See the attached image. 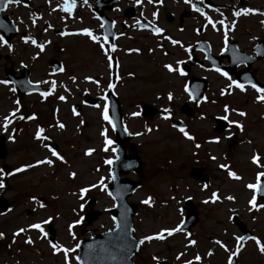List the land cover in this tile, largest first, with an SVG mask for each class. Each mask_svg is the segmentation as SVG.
<instances>
[{
	"label": "rangeland",
	"instance_id": "374dc122",
	"mask_svg": "<svg viewBox=\"0 0 264 264\" xmlns=\"http://www.w3.org/2000/svg\"><path fill=\"white\" fill-rule=\"evenodd\" d=\"M181 1V4L175 9L174 7L177 6L175 0H162V3H156L154 0L152 4H149L148 0H142L138 4L141 9V13L137 16L138 20L154 21L156 25L166 27L168 25L165 17L166 12L172 11L175 16H184V24H189L188 20L189 22L197 20L199 24L206 25L204 17L200 14L191 13L190 4H185L184 0ZM194 1L197 0H192V2ZM216 1L218 6L215 7L219 9V12L208 9V13H206L214 21L223 18L220 16V12L232 17L233 7L240 5L239 2L234 5L233 3L235 2L233 0ZM254 2L255 4L251 8L260 11V2L258 0ZM63 3L64 0H33L31 7L25 10L20 7L15 9L16 12L23 16L24 21L35 20L39 24V30L36 32L39 37L37 38L38 43L50 41V43L46 44L44 52L39 53L36 59H33V57L36 56L39 50L31 43H24L21 39H17L12 43L11 51L7 46L0 45V80H5V69L11 67L18 73L23 64L31 71V82L55 80L57 84L55 91L46 98L41 97L39 94L19 97L16 92L11 91L14 88L11 84H0V123L3 122V118L9 112L16 108L14 101L20 102V111L17 113V117L20 115L27 117L32 114L36 116L34 120H21L19 118L13 120L7 131L0 128V139H4L6 151V157L0 160V169H6L7 172L13 173L2 178L5 188L0 189V199H5L10 206L7 213L1 214L0 212V232L4 233V238L0 240L8 244V248H4L3 255L0 257V263L6 261V264H64L63 254H53L46 238H43L38 230L32 229L22 233L15 237V242H13L12 233L18 228L27 227L31 223H38L51 217L50 223L42 224L44 231L48 234L47 228L53 226L57 232V242L63 247L75 248V245L82 238L78 227L80 223L76 224L75 221L82 220V215L88 210L87 202L89 199L96 200V209L103 214L91 226V233H98L103 228L107 229L113 226L108 210L114 206V202L106 191L110 170L109 165L105 164L104 160L114 158V152L111 151V148H115V143L112 132L109 129L106 131V135L113 141V144L109 146V151L105 152L102 150L104 137L101 133L108 129L101 114L103 103H100V107L97 108H87L84 104V96L86 94L102 99L107 91L113 90L122 103L124 124L127 130L131 134L136 135V133H140L147 126L148 129H151L149 136L139 137L136 140V142H140L149 155H146L149 160V169L145 175L147 184L134 197L139 201H143L150 193H156L158 198L163 200L169 199L168 196L172 193L171 186L173 187L175 183L177 186L181 184L176 167L184 164V159L182 158L184 152L194 153L196 144L204 147L206 138L200 136L197 131L206 132L212 126L211 123H206L202 120L200 116H196V131H193L196 133L197 138L194 137V140H188L170 128L169 119H163L165 115L163 109L169 103L168 99L167 101L165 100V96L168 93H172L177 103H185L183 98L186 96L183 87L175 88V83L172 87H166L167 84L165 82L163 84H155L149 79L148 73L150 71L157 72V65L163 66L162 63L164 61L171 60L164 59L162 54L163 49L161 46L164 45L165 41L160 40L150 30L132 32L129 29L122 31L124 38L131 34L135 39L129 41L130 38L126 37L124 45H119L118 41L116 43L110 42L116 45V51H110L109 54L112 58L119 60L120 74L117 73L119 83L114 84L113 88H108L109 83L113 84V75L99 45L85 35L61 36L56 35L54 32V29L60 30L61 27H65V32L69 33H77L81 29L88 28L95 31L94 35L101 37V34L98 33L100 31V22L92 11V8L95 7V0H87V3H85V0H75L76 7L71 14L60 10ZM131 4H137L136 0H122L120 6L128 7ZM245 8H249L248 5ZM13 9H11L10 13H13ZM240 9V7H237V10ZM153 11L158 12L156 19H154ZM247 17L252 18L247 19L246 23H242V32L250 33L251 30H256L251 36H257L259 32L261 33V29L257 21H255L256 19L253 15H248ZM117 18L121 19L118 21L117 29H121L124 16L118 15ZM48 24H51L52 27L45 32L44 29ZM22 25H25L24 22H22ZM176 27L172 25L167 29L172 34L175 32ZM205 28L206 38L214 42V46H218L221 38H224L220 26L217 25V28L220 29L219 31H214L210 25ZM108 44H105V48L108 47ZM139 48L145 50L144 55L136 51H130ZM149 48H155L154 52L150 53ZM6 56L10 57L8 61L7 59L5 60ZM52 59H57L63 64V72L57 75L52 73V69L49 67V61ZM132 72L135 74L133 78L131 77ZM164 73L167 74L165 70ZM72 76L76 78L75 82L70 79ZM85 77H91L99 83H92L85 80ZM42 85L47 90L50 88V84ZM61 85L64 87H61ZM220 85H216L215 88L220 90L222 88ZM65 87L68 91H65ZM60 95L65 96V100H59L58 97ZM143 102L153 104L159 109L160 115L149 119L150 122L142 120L139 115L133 116L132 113L139 112L140 104ZM76 104H80L85 108L78 116L72 112ZM221 105L219 113H222ZM248 108H245L244 112L246 113L245 116H248L247 112H250V118L257 117L258 112L264 113V103L258 110L254 105ZM178 109H181V107ZM217 112L215 111L212 114ZM237 118L238 114L233 116L231 120L235 121ZM82 121L83 123H81ZM58 122L64 124L65 127L63 129L56 127ZM245 123H247V120H245ZM38 126L45 129L43 135L49 137L48 140L40 141L34 138ZM259 132L261 134L257 135L254 132H248L249 136H241V142H238L239 146L230 160H227L228 156H225V152L221 148L227 144L225 138L221 141L222 143L220 142L219 153H217L218 155L220 154L218 165L226 164L229 168L220 170L219 174L215 173V175L219 176V181L213 187H209L207 192L208 199L211 197L208 196L210 191H218L217 193H221L223 196L231 195L235 199L237 198L239 205L236 206L235 204L233 206L249 208L248 200L253 192L246 188L245 185L255 183L256 174L264 171V167H258L250 159L255 153V149L250 146V140L254 139L253 145L258 144L261 148L260 152L256 153L260 157L259 163L264 166V124L262 123H259ZM211 135L214 134L211 132L209 136ZM10 136L14 137V139H9ZM220 136L223 137V135H219V138H221ZM43 144H48L51 147L56 144L58 147L56 151L64 157L65 162L55 160L50 152L43 147ZM212 147L211 143H208L204 148L212 149ZM90 148L95 151L92 155L86 156L84 153ZM45 157L53 160V164L50 167L44 164L28 168L23 172H15L16 168L33 164L36 160L44 159ZM159 157H161L160 161L163 162L162 165H165L166 160H172L170 166H172L173 171L164 169L162 172L158 164L155 163L153 165L152 162H160L158 160ZM216 165L214 164V167ZM232 165L238 171L234 170ZM154 167L159 169L156 173L151 174V169ZM228 170L239 172L237 175L244 178V180L229 178L227 175ZM70 172L76 173L75 179L69 176ZM143 175L144 171L141 176ZM101 178H104L105 190H101L99 187ZM127 178L137 179L133 174ZM93 184L98 186L93 188L91 187ZM187 184L189 186L194 185V182L188 179ZM82 187L90 189L84 194L83 199L79 195V190ZM217 187L219 188L218 190ZM243 193H246V197L242 195ZM33 197L36 198V201L32 199ZM38 197L43 198L42 203L45 207L41 208L39 206ZM134 198L132 197L130 202H134ZM240 200L242 201L240 202ZM155 202H158V200ZM155 202L153 204L154 207H162L155 206ZM81 204L83 208L80 207ZM28 210H32V214H28ZM70 224L74 225L71 229L72 235L68 231V225ZM27 237H31L33 240L32 245L24 242ZM69 258L70 264H77L74 252L69 254Z\"/></svg>",
	"mask_w": 264,
	"mask_h": 264
},
{
	"label": "flooded vegetation",
	"instance_id": "af4514ba",
	"mask_svg": "<svg viewBox=\"0 0 264 264\" xmlns=\"http://www.w3.org/2000/svg\"><path fill=\"white\" fill-rule=\"evenodd\" d=\"M213 1L215 4L217 3L216 0ZM252 1L254 0H239V4L248 5L251 4ZM261 4H264V0H262ZM177 7L178 6L174 8L176 9ZM115 13V17L121 14L120 11ZM157 16L158 15H156L154 19H156ZM183 17L184 16L173 19L165 28H169L172 25L177 26L175 32L172 33L176 38L172 37V39L180 41L184 47L182 48L179 44L172 45L170 41H167L166 44L169 48L165 51L167 54H164L163 57L164 59H171L166 62H169L174 67H177L176 61H183L182 65L179 66L181 68L193 57L195 58L194 62L198 63V65L191 66L183 76H178L177 72H172L170 75L164 73L163 75L160 71L163 70L164 67L157 65V72L154 73L150 71L148 77L155 84H158L159 79L165 78L164 82L167 84L166 87H172L175 83V88L185 87L186 85L188 87L193 78H204L207 84L205 91L206 100L203 99L201 103L196 104L192 101L190 96H187L185 98V104L188 105L189 109L181 110L178 109V106H174L173 113L175 116L180 115L182 117L186 131L193 137H196V133L193 131H196V116L200 115L204 117V121L206 123H211L212 126L210 129H207L206 132L200 130L197 132L200 136H204L206 140L207 137L215 138V142L213 143L212 149L204 148L208 145L205 143L204 147L203 145H200L199 148L195 146L196 150L194 153L184 152L182 156L184 164L177 168L180 174L181 184L177 188H174L172 192L176 196L175 199L172 200L170 206L166 209L156 210L139 208L134 225L135 234L140 239L144 235H152L160 229L172 228L181 222H186L184 226L185 231L191 232L190 238L196 240L197 243L195 246L185 247L187 239L183 232H177L170 237H167L165 233V240H153L150 243H145L140 246L139 253L134 258L135 264H156L152 259L153 256L159 258L160 264H184L185 261L192 260L196 254H199L202 258L199 264H227L229 253L224 252L219 246L214 245L212 241L219 239L230 250L235 249L237 242L234 237L239 235L256 236L260 239L261 243H264V209L249 211V208L235 207L233 205H239V200L237 198L234 199V201L226 200L224 199L225 196L221 193H218L220 199L217 202L204 203L205 200H209L207 198L208 191L204 189H208L219 181V176L215 175V173L219 174V155L217 153H219L220 148L219 133L215 131V120L218 116H223L219 115L220 101L222 102V107L224 108V106L227 105L231 109V114L233 115H236V112L232 111V109L244 111L245 108L249 109L248 107L254 105L258 110L263 104L256 101L255 97L257 93L249 86V81L255 82L260 87H264V51L260 52L257 50V53L254 51L259 42L264 38V33H260V36H251L255 30H251L250 33L242 32V23L244 24L246 17H241L239 20L234 18L236 20L235 28L228 32L232 34V37H228L227 44H225L224 38H221L218 46L211 47L213 57L216 58V61L221 66L228 67L227 73L232 79L237 81L241 78L246 79L243 81L246 87L244 92L233 88L230 90V94L226 92L225 95H221L220 90L226 86L222 87L220 90L215 87L222 83L227 85L229 83L228 79L215 71V68L211 66L208 59L205 58L206 56L204 53L195 51V53L193 52L192 54L189 51H184V48L190 49L191 46L203 39L204 32L199 29L202 25L199 24L195 18H193L196 20L195 22H189L188 20L189 24H184ZM232 20L233 19L228 18L226 23L230 25ZM129 29L133 31L136 28L134 25L128 27L122 24L119 34ZM197 29H199V32H197ZM172 34L168 32V34L165 33L164 35L167 37ZM125 38L122 35L119 37L117 33L114 41L115 43L118 41L119 45H124ZM232 42L236 45L231 44L232 46L228 48L229 44ZM236 46L245 55L238 54ZM262 47L264 46L262 45ZM169 49L174 52L169 51ZM118 62L119 61H117V64ZM154 63L156 62L154 61ZM117 70L118 65L114 73L117 74ZM118 80L119 77L115 76L113 84L116 85L119 83ZM211 95L214 99L210 97ZM167 96L168 95L165 96L166 101ZM176 104L177 102L172 100L168 103V105ZM215 111L218 112L212 114ZM247 114L248 116L245 117L247 123L244 124V131L247 133L254 132L257 135L261 134L259 132V123L264 124V113L258 112V116L252 118H250V112H247ZM225 115L228 116L227 113H225ZM211 132L214 135L209 136ZM237 147V145L234 147L231 153L232 157L235 155ZM251 147L260 149L258 144L252 145ZM137 153L144 161L143 170L144 175H146V168L149 167V160L146 158V155L149 156L147 154L148 152L144 150V147L139 145L137 147ZM212 157H215V159H212ZM154 164L155 163H153V165ZM214 164L217 165L214 167ZM194 169H198L199 171H193ZM188 179L194 182V185L188 187ZM146 180V177H144L143 181L145 184ZM205 185H207L206 188L204 187ZM242 195L246 197V193ZM208 196H211V193H209ZM186 200H189L191 207L185 205ZM241 201L242 200H240V202ZM257 203L264 204V201H257ZM230 216L232 219H229ZM4 248H8V244L0 240V257L3 255ZM210 249H214V252L213 255L208 256L206 253ZM180 253H184V255L177 260L176 257ZM234 262L235 264H264V255L257 250L255 243L251 239H248L244 242V246L239 255L234 257ZM0 264H6V261Z\"/></svg>",
	"mask_w": 264,
	"mask_h": 264
},
{
	"label": "snow or ice",
	"instance_id": "6c2138e0",
	"mask_svg": "<svg viewBox=\"0 0 264 264\" xmlns=\"http://www.w3.org/2000/svg\"><path fill=\"white\" fill-rule=\"evenodd\" d=\"M141 2H142V0H136L137 4H140ZM153 2H154V0H148L149 4H152ZM155 2L156 3H162V0H155ZM21 3H22V0H2V5H0V11H3L7 7V5H9V4L19 5ZM85 3H87V0H85ZM184 3L185 4H190V6H191L193 11L199 13L202 17H204V19L206 21V25H204V27H207V26L210 25L211 28L214 31H219L220 29L217 28V24H219L221 26V28L224 30L223 31L224 42H225V44H227V39H228L227 33L230 30H234L235 24H236V20L235 19H233L231 21L230 25L225 22V19H219V20H215L214 21L210 16H208L205 13L204 8L199 7L196 3H193L192 0H184ZM199 4H204V0H199ZM75 7H76L75 0H64L63 6L60 8V10L65 12V13L71 14ZM208 7H211V6L208 5ZM213 10L219 12L218 8H214ZM219 14H220L221 17H223V13L222 12H220ZM156 15H157V13L153 12V16H156ZM232 15H233V17H237V18L240 17L241 15H244V16H248V15L264 16V11H259L257 9H253V8H243V9H240V10H234ZM32 23H33V25H35L36 21L33 20ZM260 23L262 25H264V20H261ZM136 24L139 25V27L141 29L149 28V26H151L150 30L155 35H161L162 32H163V30L161 28H159V27L155 26L154 24H152L151 21H149L148 24H143V23H141L138 20V21H136ZM51 27H52V25L48 24L47 27L44 29V31L47 32L48 29H50ZM101 27H104V25L101 24ZM197 32H199V29H197ZM59 34L61 36H64V35H85V36L89 37L94 43H97L99 45L100 49L102 50L103 54L105 55V57H106V59L108 61L109 67L110 68L112 67V59L113 58L109 54V52L110 51H112V52L116 51V45L112 44V43H109L108 47L105 48V44L108 42V36L107 35H104L103 37L96 36V35L93 34L92 30H90L88 28L81 29L77 33L60 32ZM121 35H122V33H121ZM163 38L164 39H168L172 45H178L179 44L182 48L184 47L181 44V42L178 41V40L171 39L170 37H163ZM22 40L26 44L27 43H31L33 46H35L39 50V52L36 54V56L33 57V59H36L39 56V53L44 52L46 44L50 43V41H45L44 43H38L36 39H34V38L30 37V36L22 37ZM0 45L7 46V48L10 51L12 50V45L10 43H8V41L2 35H0ZM189 50H190L189 48H184L185 52H188ZM130 51L138 52L139 50L138 49H133V50H130ZM165 54H167V53H165ZM205 58L207 59L208 57H205ZM175 63L177 65V67H173V65L169 64V63L164 64L163 67L170 73L171 72H177V73H179V75L183 76L185 73L179 67V65L182 64L183 61H176ZM56 71L63 72L64 69H63V67H60ZM215 71L217 73H219L221 76H224L225 78H227L228 81H229V83L226 85V87L222 88L220 90V94L221 95H225L226 92L228 94H230V90L233 89V88H236V89H238L241 92H244L246 90V87H245L244 83H240L237 80L232 79L227 72L222 71L219 67H216ZM70 79L73 82H75L76 78L74 76H72V77H70ZM85 80H88V81H90L92 83H95V84L99 83L98 81L93 80L91 77H85ZM9 83L10 82L8 80H0V84L8 85ZM28 83L30 85L32 84L31 81H28ZM36 83H37V85H39V84H50V88L48 90L39 91V95L41 97H45V98L47 96H49L50 94H52L55 91L56 86H57L55 80H52V81H47V80L38 81ZM249 86L252 89H254L255 92L257 93V95L255 97L256 101L259 102V103H264V87H260L256 83H253L251 81H249ZM61 87H64V86L61 85ZM113 87H114V84H112V83L108 84V88H113ZM11 91L15 92L16 89L12 88ZM65 91H68V89L66 87H65ZM184 91L187 92L190 97L195 99V94L193 92L189 91L187 85L185 86ZM58 99L63 101V100H65V96L60 95L58 97ZM167 99L169 101H171L173 99L172 93H168ZM202 99L206 100V97H204ZM14 103L16 104V108L14 110H12L11 112H9L8 115H6L3 118V122L0 123V128H2L4 131H7L9 125L13 122V120H15L17 118H19L21 120H24V119L34 120V119H36L35 114L29 115L27 117H25L23 115H20L19 117H17V113L20 111V102L19 101H14ZM96 107H100V106L97 105ZM223 111L225 113L229 112V108H228L227 105L224 106ZM232 111L236 112V114H238L239 116H245L246 115V113L243 112V111H237L235 109H232ZM72 112H73L74 115L78 114L74 107L72 109ZM163 112L165 113V115L163 116V119H165V120L170 119V117H171L170 109L165 108V109H163ZM101 114H102L103 120L107 121L109 124H112V120L109 117V111H108V105L107 104H105L103 106ZM139 114L140 113H138V112H133L132 113L133 116H138ZM201 118H203V117H201ZM222 118L223 119H227L228 117H227V115H225ZM81 123H83V121ZM232 123H235V126L237 128H239L241 131L243 130V126L241 124H239L238 122H232ZM56 127H58L59 129H63L65 127V125L58 122ZM173 127H176V125H173ZM113 129H115V125L114 124H113ZM147 130L151 131V129H147ZM44 131H45V129L43 127H39L38 126L36 131H35L34 138L37 139V140H40V141L48 140L49 137L43 135ZM178 131L180 133H182L183 136L186 139L194 140V137L192 135H190L188 131H186L185 127H183V126L179 127ZM101 135L104 137V141H103L104 147H103L102 150L107 152V151H109V146L113 144V141L110 140L107 137L106 130L104 132H102ZM136 135H140V133H136ZM9 139H14V137L10 136ZM43 147L46 148L48 152H50L51 156L54 157L55 160L61 161V162H65L64 161V157L62 155H60L56 150H54L53 147H51L48 144H43ZM196 147L199 148L200 145L196 144ZM94 151H95L94 149L90 148V149H87L84 154L86 156H90V155H92V153ZM111 151L112 152H116L117 150H116V148H111ZM212 159H215V157H212ZM259 161H260L259 155L254 153L253 156H252L251 162L253 164L257 165L258 167H264V166L260 165ZM104 163L107 164V165H111L113 163V160L105 159ZM44 164L51 166L53 164V160L49 159L47 157H45L44 159H38L33 164H27V165H24V166L16 168L15 172L16 173L23 172V171H25L28 168H33V167H37L39 165H44ZM219 167H221L222 169H226V170L229 168V166L226 165V164H222ZM12 174L13 173H11V172H6L4 169H0V189L5 188V184H4L2 178L4 176H6V175H12ZM227 175L229 176V178H231L233 180H240L241 179V177L239 175H237L235 172H233L231 170L227 171ZM69 176L72 177L73 179H75L76 178V173L75 172H70ZM112 178L115 179L114 176ZM262 178H264V171L258 172L256 174V182L255 183H249V184L245 185L246 188H248L249 190H252V192H253L251 198L248 200L249 211H253V210L259 211L260 209H264V204H258L257 203V194H264V183H262ZM103 180H104V178H101L100 181H99V187L101 188V190H105V185H104ZM97 186H98L97 184L91 185V187H93V188H95ZM204 187L206 188L207 185H205ZM89 190L90 189L88 187L80 188V190H79L80 198L83 199L84 194L87 193ZM108 195H112V194L109 192ZM32 199L34 201H36L35 197H33ZM173 199H175V197H173ZM189 199H191V198H189ZM219 199H220V197L218 196L217 192L213 191L211 193V197L209 198V200H205L204 203H209V202L215 203ZM224 199L229 200V201H234L235 197H233L231 195H228V196H225ZM38 203H39V206L41 208L45 207V205L42 202H38ZM142 203L145 204V205H148L149 207H151L152 206V197H147L146 199H144L142 201ZM80 207L83 208V205L81 204ZM51 219L52 218L49 217L48 219H45V220H43L41 222L31 223V224L27 225V227L18 228L15 232L12 233L13 242H15V237L21 235L22 233H26V232H28L29 230H32V229L38 230V232L41 233L43 238H47V233L44 231V229L42 227V224L50 223ZM115 219L116 218L113 217L114 221H115ZM229 219H232V217L230 216ZM80 222H81L80 220L75 221L76 224H78ZM73 226L74 225H72V224L68 225V231H69L70 235H72L71 229H72ZM120 227H121V225L119 223H117L116 224V228H120ZM177 232H183L185 234V237L187 239V244L185 245V247L195 246L196 245V243H197L196 240L190 238L191 237V232H186L184 227H183V222H181L180 224H177L176 226H174L172 228H164V229H160L158 232H156V233H154L152 235H144L142 238H140L138 240V242L137 241H132L131 242V246L132 247H139L140 245H144L145 243H150L153 240H161L162 241V240L166 239L165 233L167 234V237H170V236L174 235ZM3 238H4V233L0 232V239H3ZM73 238H75V237L73 236ZM234 239L237 242L236 243V247H235L234 250H230L219 239H216V240L212 241V243L214 245L219 246L224 252L229 253V255L227 257V264H235L234 257H237L239 255L240 251L242 250V248L244 246V242L246 240H248V239H251L255 243L257 250L262 255H264V243H261L260 239H258L256 236L239 235V236H235ZM24 242L26 244H28V245H32L33 244V240L31 239V237H27ZM48 243H49V245H50V247H51V249L53 251V254H57V253H62L63 254L64 264H70L69 254L74 252L77 248L80 247L79 244H76L75 248L63 247L59 243L53 242L51 240H49ZM213 252H214V249H210L206 253V255L211 256V255H213ZM182 255H184V253L178 254L176 259L179 260ZM76 259L79 260V257H76ZM152 259H153V261L156 262V264H160V261H159L158 257L153 256ZM201 259H202L201 256L199 254H196L192 260H187V261L184 262V264H194V262H195V264H199Z\"/></svg>",
	"mask_w": 264,
	"mask_h": 264
},
{
	"label": "water",
	"instance_id": "95a60500",
	"mask_svg": "<svg viewBox=\"0 0 264 264\" xmlns=\"http://www.w3.org/2000/svg\"><path fill=\"white\" fill-rule=\"evenodd\" d=\"M2 5V0H0ZM100 6L95 10L98 16L105 22L104 32L108 36V39L114 37L111 23L103 18ZM6 9V8H5ZM4 9V10H5ZM3 10V11H4ZM0 30L4 32L7 40L16 35V28L9 22L6 17L1 15L0 11ZM50 65L54 67L55 72L61 67L60 63L56 60H52ZM10 75L11 81L15 84L17 91L21 95L29 94L34 91H43L39 85H30L29 71L27 68H23L22 77L16 79L13 71H7V76ZM38 89V90H37ZM109 100V116L112 120V124L115 125V133L118 138L119 148L117 150V159L112 163V173L115 179L111 180V184L108 191L112 194L116 201V208L112 210L113 217L116 218V224L121 225L120 228H116L113 231L100 234L89 240L80 242V254L79 260L81 264H133L132 256L136 252L138 247H132L131 242L136 241L133 236L132 215L135 208L133 205L127 203V197L132 194L134 188L137 186L130 185L129 182H119V174L122 172L118 167L123 161H130L134 159H127L124 157L123 145L127 144L130 140V134L127 132L123 125L121 115V105L117 99L110 93L108 95ZM78 112L80 109L78 108ZM152 111L149 108H145L143 115H152ZM5 157V149L3 140L0 141V158ZM264 183V178H262ZM264 199V194H259ZM93 203L90 204L92 206ZM0 207L5 211L7 204L5 202L0 203ZM100 216L99 212H93L86 217L89 224L96 220Z\"/></svg>",
	"mask_w": 264,
	"mask_h": 264
}]
</instances>
